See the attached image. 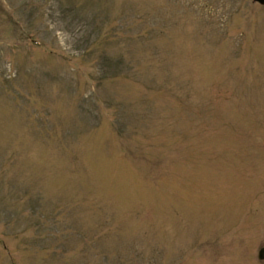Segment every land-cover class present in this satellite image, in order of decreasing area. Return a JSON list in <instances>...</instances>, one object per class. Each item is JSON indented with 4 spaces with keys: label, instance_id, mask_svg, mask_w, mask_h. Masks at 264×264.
<instances>
[{
    "label": "rangeland",
    "instance_id": "1",
    "mask_svg": "<svg viewBox=\"0 0 264 264\" xmlns=\"http://www.w3.org/2000/svg\"><path fill=\"white\" fill-rule=\"evenodd\" d=\"M264 5L0 0V264H264Z\"/></svg>",
    "mask_w": 264,
    "mask_h": 264
},
{
    "label": "water",
    "instance_id": "2",
    "mask_svg": "<svg viewBox=\"0 0 264 264\" xmlns=\"http://www.w3.org/2000/svg\"><path fill=\"white\" fill-rule=\"evenodd\" d=\"M261 5H264V0H253ZM258 258H263L264 257V245H261L258 248V254H257Z\"/></svg>",
    "mask_w": 264,
    "mask_h": 264
},
{
    "label": "flooded vegetation",
    "instance_id": "3",
    "mask_svg": "<svg viewBox=\"0 0 264 264\" xmlns=\"http://www.w3.org/2000/svg\"><path fill=\"white\" fill-rule=\"evenodd\" d=\"M260 247V246H259ZM258 247V248H259ZM258 254V249H257V252H256V255ZM258 257V256H257ZM258 259H260V260H262V259H264V257L263 258H258Z\"/></svg>",
    "mask_w": 264,
    "mask_h": 264
}]
</instances>
